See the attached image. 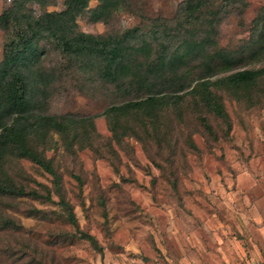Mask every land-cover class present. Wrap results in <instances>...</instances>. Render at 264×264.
<instances>
[{
  "label": "rangeland",
  "instance_id": "obj_1",
  "mask_svg": "<svg viewBox=\"0 0 264 264\" xmlns=\"http://www.w3.org/2000/svg\"><path fill=\"white\" fill-rule=\"evenodd\" d=\"M12 1L0 0V14ZM181 1L125 0L106 21H91L87 12L79 16L78 29L105 34L137 27L148 32L156 22L174 24ZM226 2L217 40L222 47L234 48L248 39L264 0ZM96 4L91 1L89 7ZM27 6L35 15L63 8L62 0H51L44 8ZM7 36L0 26V60ZM39 47L40 67L55 74L46 110L94 116L89 145L67 149L59 134H53L56 146L46 156L61 177V191L79 226L103 247L98 252L70 235L73 228L59 215L55 195L53 202L0 196V264L264 261V99L248 106L223 94L231 123L226 136L222 122L204 113L218 135L216 141L206 136L188 100L162 115L166 141L158 140L161 131L155 135L140 124L117 141L102 112L122 95L83 73L51 40L43 39ZM125 125L133 126L135 120ZM0 175L28 187H38L37 182L52 187L50 174L11 153L3 159ZM8 219L14 225H7Z\"/></svg>",
  "mask_w": 264,
  "mask_h": 264
},
{
  "label": "trees",
  "instance_id": "obj_2",
  "mask_svg": "<svg viewBox=\"0 0 264 264\" xmlns=\"http://www.w3.org/2000/svg\"><path fill=\"white\" fill-rule=\"evenodd\" d=\"M91 1L97 2L92 8ZM226 1L223 6L218 0H182L174 24L156 22L148 32L131 27L93 34L79 30L77 18L87 12L91 21H106L125 0H62V9L37 15L27 5L44 8L51 0H13L0 14V26L8 33L0 60V170L11 153L50 174L52 187L41 182L28 187L0 175V196L53 202L55 195L59 215L73 228L70 235L101 252L102 244L79 226L61 191V177L46 156L56 146L53 134H59L67 149L89 145L94 116L46 110L55 74L40 67L39 42L51 40L83 73L95 75L122 95L120 102L102 112L113 139L119 141L140 124L155 135L161 131L158 140L166 141L169 134L160 127L162 115L188 100L206 136L216 141L218 135L204 113L222 122L226 136L231 123L223 94L248 106L264 99V7L253 17L248 39L228 48L217 40ZM130 120L135 125H125ZM5 222L14 225L11 219Z\"/></svg>",
  "mask_w": 264,
  "mask_h": 264
}]
</instances>
